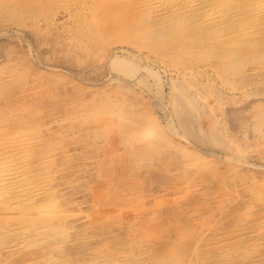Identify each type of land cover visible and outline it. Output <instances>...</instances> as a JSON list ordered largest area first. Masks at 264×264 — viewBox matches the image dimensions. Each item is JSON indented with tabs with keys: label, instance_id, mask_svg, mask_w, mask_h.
<instances>
[{
	"label": "rangeland",
	"instance_id": "374dc122",
	"mask_svg": "<svg viewBox=\"0 0 264 264\" xmlns=\"http://www.w3.org/2000/svg\"><path fill=\"white\" fill-rule=\"evenodd\" d=\"M172 79L204 85L239 135L250 104L264 105V0H0V264H264V152L168 130ZM116 96L163 124L171 158L99 132L87 108Z\"/></svg>",
	"mask_w": 264,
	"mask_h": 264
},
{
	"label": "bare ground",
	"instance_id": "6f19581e",
	"mask_svg": "<svg viewBox=\"0 0 264 264\" xmlns=\"http://www.w3.org/2000/svg\"><path fill=\"white\" fill-rule=\"evenodd\" d=\"M155 1V0H154ZM168 1H170V0H168ZM176 1V0H175ZM163 2H164V0H163ZM5 3V2H4ZM170 3V2H169ZM132 5V4H131ZM144 5V4H143ZM146 5V4H145ZM190 5V4H189ZM127 6H128V4H127ZM126 6V7H127ZM166 7H167V5H166ZM251 7V6H250ZM149 8V7H148ZM253 8V7H252ZM126 9V8H125ZM132 9V8H131ZM248 9V8H247ZM6 10V9H5ZM9 10V9H8ZM155 10V9H154ZM159 10V9H158ZM161 11V10H160ZM168 12H170V11H168ZM168 12H167V14H168ZM214 13V12H213ZM4 14V13H3ZM21 14H22V12H21ZM112 14V13H111ZM122 15H123V11H122V13H121ZM130 14V13H129ZM163 14V13H162ZM166 14V13H165ZM164 14V15H165ZM212 14V13H211ZM125 15V14H124ZM152 15V14H151ZM158 15H160V14H158ZM176 15V14H175ZM117 16V15H116ZM167 16H170V14L169 15H167ZM174 16V15H173ZM124 17V16H123ZM133 17V16H132ZM166 17V16H165ZM177 17V16H176ZM126 18V17H125ZM128 18H130V17H128ZM173 18V17H172ZM8 19H10V18H8ZM84 19V18H83ZM131 19V18H130ZM136 19V18H135ZM160 19H161V17H160ZM176 19V18H175ZM202 19V18H201ZM210 19V18H209ZM209 19H207L208 21H209ZM221 19V18H220ZM77 20V19H76ZM122 20H124L123 18H122ZM212 20V19H211ZM85 21H86V19H85ZM118 21H121V20H118ZM117 21V22H118ZM155 21V20H154ZM158 21V20H157ZM178 21V20H177ZM81 22V21H80ZM82 22H84V21H82ZM87 22H89V21H87ZM85 23V25H84V27L86 26V24H88V23ZM92 22V21H91ZM90 23V22H89ZM95 23V22H94ZM113 23V22H112ZM127 23V22H126ZM134 23H136V22H134ZM211 23V22H210ZM214 23V22H213ZM82 24V23H81ZM81 24H79L80 26H81ZM108 24V23H107ZM124 24H125V22H124ZM170 24H172V23H170ZM89 25V24H88ZM78 26V25H77ZM76 26V27H77ZM89 26H91V25H89ZM105 26H107V25H105ZM119 26V25H118ZM148 26V25H147ZM205 26V25H204ZM210 26V25H209ZM100 27H102V26H100ZM140 27V26H139ZM142 27V26H141ZM140 27V28H141ZM196 27V26H195ZM212 27V26H211ZM74 28H75V26H74ZM89 28V27H88ZM110 28V27H109ZM146 28V27H145ZM148 28V27H147ZM151 28V27H150ZM85 29V28H84ZM83 29V30H84ZM149 29V28H148ZM162 29H164V28H162ZM166 29V28H165ZM164 29V30H165ZM206 29V28H205ZM207 29H209V28H207ZM211 29V31H212V28H210ZM214 29V28H213ZM218 29V28H217ZM74 30H76V28L74 29ZM77 30H78V28H77ZM88 30H90V29H88ZM87 30V31H88ZM117 30V29H116ZM71 31V30H70ZM73 31V30H72ZM85 31V30H84ZM96 31H97V29H96ZM139 31H140V29H139ZM179 31H181V30H179ZM188 31V30H187ZM201 31H202V29H201ZM214 31H215V29H214ZM75 32V31H74ZM77 32V31H76ZM82 32V31H81ZM90 32V31H89ZM143 32V31H142ZM183 32V31H182ZM185 32V31H184ZM184 32H183V34H184ZM192 32V31H191ZM204 32V31H203ZM208 32V31H207ZM216 32H218V31H216ZM98 33V32H97ZM144 33H146V32H144ZM154 33V32H153ZM158 33V31L156 32V34ZM169 33V32H168ZM178 33V32H177ZM194 33V32H193ZM197 33V32H196ZM195 33V34H196ZM199 33V32H198ZM197 33V34H198ZM85 34H87L86 33V31H85ZM91 34H92V32H91ZM95 34V33H94ZM101 34H102V32H101ZM147 34H148V32H147ZM155 34V33H154ZM155 34V35H156ZM161 33H159V35H160ZM162 34H164V33H162ZM167 34V33H166ZM203 34V33H202ZM213 34V33H212ZM72 35V34H71ZM77 35V34H76ZM80 36L82 35L83 36V34L82 33H80L79 34ZM79 35L76 37V38H78L79 37ZM150 35H153V34H150ZM158 34L156 35V36H159ZM185 35H186V33H185ZM191 35H194V34H191ZM201 35V34H200ZM211 35V34H210ZM165 36V35H164ZM166 36H168V35H166ZM205 36V35H204ZM84 37H86V35L84 36ZM92 37H94V36H92ZM91 37V38H92ZM95 37H96V35H95ZM95 37H94V39H95ZM155 37V36H154ZM176 37V36H175ZM174 37V39L175 40H177L176 38ZM202 37H203V35H202ZM212 37V36H211ZM91 38H89V39H91ZM100 38H102V37H100ZM156 38V37H155ZM159 38H161V37H159ZM158 38V39H159ZM199 38V37H198ZM81 39V38H80ZM85 39V38H84ZM84 39L82 40L83 42H84ZM149 39V38H148ZM157 39V40H158ZM162 39V38H161ZM164 39V38H163ZM162 39V40H163ZM167 39V38H166ZM165 39V40H166ZM185 39V38H184ZM197 39V38H196ZM210 39V38H209ZM216 39H217V37H216ZM221 39V38H220ZM79 40V39H78ZM77 40V41H78ZM98 40H101V39H98ZM160 40V39H159ZM170 40V39H169ZM168 40V41H169ZM188 40H189V38H188ZM200 40V39H199ZM203 40V39H202ZM208 40V39H207ZM211 40V39H210ZM213 40V39H212ZM81 40H79V42H80ZM92 41V40H91ZM91 41L89 42L90 44H91V46H92V44L93 43H91ZM102 41V40H101ZM172 41V40H171ZM187 41V40H186ZM262 41V40H261ZM260 41V42H261ZM86 42V41H85ZM84 42V43H85ZM92 42H96V41H92ZM103 42V41H102ZM166 42H167V40H166ZM165 42V43H166ZM170 42V41H169ZM194 42V41H193ZM208 42H209V40H208ZM207 42V43H208ZM211 42H213V41H211ZM240 42V41H239ZM78 43V42H77ZM88 43V44H89ZM168 43V42H167ZM199 43V42H198ZM227 43V42H226ZM231 43V42H230ZM80 44H81V42H80ZM86 44H87V42H86ZM89 44V45H90ZM152 44H153V42H152ZM164 44V43H163ZM190 44V43H189ZM193 44H197L196 42L195 43H193ZM212 44V43H211ZM250 44V43H249ZM253 44V43H252ZM76 45V44H75ZM79 45V44H78ZM82 45V44H81ZM84 45V44H83ZM83 45H82V50L84 49V50H86L85 49V46L83 47ZM94 45H96V43L94 44ZM165 45V44H164ZM170 45V44H169ZM178 45V44H177ZM181 44H179V46H180ZM203 45V44H202ZM230 45V44H229ZM242 45V44H241ZM240 45V46H241ZM88 46V45H87ZM100 46H101V43H100ZM161 46V45H160ZM163 46V45H162ZM175 46H176V44H175ZM189 46V45H188ZM187 46V43H186V47H188ZM204 46V45H203ZM209 46H210V44L207 46L208 48H209ZM217 46V45H216ZM216 46H214V47H216ZM220 46V45H219ZM237 46V45H236ZM243 46H245V45H243ZM246 46H248V45H246ZM245 46V47H246ZM250 46V45H249ZM79 47H81L80 45H79ZM89 47V46H88ZM87 47V48H88ZM166 47V46H165ZM181 47H183V46H181ZM181 47H180V49H181ZM191 47H194V45H191ZM191 47H189V48H191ZM238 47V46H237ZM92 48H94V47H92ZM96 48V47H95ZM99 48V47H98ZM100 48H102V47H100ZM99 48V49H100ZM184 48V47H183ZM205 49H206V47H204ZM204 48H203V50H204ZM250 48V47H249ZM89 49V48H88ZM98 49V50H99ZM200 49H201V47H200ZM199 49V50H200ZM216 49V48H215ZM219 49V48H218ZM239 49V48H238ZM83 50V51H84ZM90 50V49H89ZM93 50V49H92ZM95 50V49H94ZM96 50H97V48H96ZM96 50H95V52H96ZM97 50V51H98ZM183 50V49H182ZM185 50H186V52L189 50V49H187V48H185ZM194 50V49H193ZM193 50L191 49V51L193 52ZM196 50V49H195ZM203 50H201V51H203ZM234 50H235V48H234ZM88 51V50H87ZM87 51L85 52V55L87 54ZM198 51V50H197ZM200 51V52H201ZM208 51V50H207ZM211 51H213V49H211ZM243 51H245L246 52V50L244 49ZM249 51V50H248ZM248 51H247V53H248ZM82 52V51H81ZM95 52H94V54H93V56L95 55ZM99 52V51H98ZM170 52H172V51H170ZM173 52H174V50H173ZM191 52V53H192ZM199 52V53H200ZM214 52V51H213ZM224 53H225V51H223ZM256 52V51H255ZM258 52V51H257ZM103 53V52H102ZM182 53H183V51H182ZM190 53V52H189ZM203 53V52H202ZM206 53V52H205ZM210 53V52H209ZM209 53H207L208 55H209ZM91 54V55H92ZM194 54V53H193ZM217 54V53H216ZM226 54V53H225ZM250 54V53H249ZM256 54V53H255ZM261 54V53H260ZM98 55V54H97ZM111 55V54H110ZM122 55V54H121ZM180 55V54H179ZM178 55V56H179ZM191 55V54H190ZM194 55H196V54H194ZM206 55V54H205ZM240 55H241V53H240ZM244 55H245V53H244ZM257 55V54H256ZM92 56V57H93ZM101 56V55H100ZM181 56V55H180ZM200 56H202V55H200ZM210 56V55H209ZM211 56H213V54L211 55ZM209 57L210 59L212 58V57ZM233 56V55H232ZM231 56V57H232ZM241 56H243V55H241ZM86 57H87V55H86ZM98 57V56H97ZM182 57H183V54H182ZM185 57V56H184ZM183 57V58H184ZM188 57V56H187ZM194 56H192V57H190V59L191 58H193ZM208 57V56H207ZM214 57V56H213ZM216 57V56H215ZM214 57V58H215ZM219 57L220 58H222L223 59V57H226V56H220L219 55ZM228 57V56H227ZM243 57H245V56H243ZM247 57V56H246ZM251 57V56H250ZM257 57V56H256ZM99 58V57H98ZM181 58V57H180ZM182 58V59H183ZM218 58V57H217ZM235 58V57H234ZM186 59V58H185ZM196 59V58H195ZM198 59V58H197ZM205 59V58H204ZM229 59V58H228ZM245 59V58H244ZM243 58H242V61L244 60ZM249 59V58H248ZM259 59V58H258ZM93 60H94V58H93ZM180 60V59H179ZM192 60V59H191ZM226 60V59H225ZM232 60H234V59H232ZM187 61V60H186ZM188 61H190V60H188ZM187 61V62H188ZM193 61V60H192ZM200 61H202V60H200ZM230 61H231V58H230ZM230 61H228V62H230ZM237 61V60H236ZM248 61H251V58L248 60ZM258 61V60H257ZM263 61V60H262ZM108 62V61H107ZM184 62H185V60H184ZM197 62V61H196ZM205 62V61H204ZM220 62V61H219ZM218 62V63H219ZM221 62H224V61H221ZM235 61H233V63H234ZM111 63L120 71V72H122V73H124V74H127L128 76L129 75H132L133 73H135V71H136V69H137V65H136V63L135 62H133L131 59H126V58H124V57H121V56H118V55H114V56H112L111 57ZM198 63V62H197ZM227 63V62H226ZM233 63H231L230 62V64H233ZM239 64V61L238 62H236V64ZM179 64V63H178ZM207 64H209V63H207ZM213 64H217V63H213ZM221 64V63H220ZM228 64V63H227ZM229 64V65H230ZM235 63H234V66L236 65ZM238 64H237V66H238ZM240 64H242V62L240 63ZM239 64V65H240ZM147 65V64H146ZM212 65V64H211ZM210 65V66H211ZM218 65V64H217ZM243 65V64H242ZM214 66V65H213ZM220 66V65H219ZM231 66V65H230ZM229 68V67H228ZM227 68V69H228ZM19 69V68H18ZM178 69V68H177ZM180 69V68H179ZM190 69V68H189ZM222 69V68H221ZM225 69V68H224ZM230 69V68H229ZM228 69V70H229ZM237 69H238V67H237ZM20 70V69H19ZM191 70V69H190ZM195 70H197V69H195ZM232 70V69H231ZM236 70V69H235ZM234 70V71H235ZM16 71H18V70H16ZM115 71V70H114ZM142 71V70H141ZM189 71V70H188ZM225 71V70H224ZM23 72V71H22ZM112 72H113V70H112ZM182 72V71H181ZM191 72V71H190ZM189 72V73H190ZM225 72H227V71H225ZM236 72H238V71H236ZM236 72H235V74H236ZM18 73V72H17ZM115 73V72H114ZM177 73V72H176ZM183 73V72H182ZM181 73V74H182ZM185 73V72H184ZM194 73V72H193ZM202 73V72H201ZM223 73V72H222ZM230 73V72H229ZM117 74V73H116ZM196 74V73H195ZM230 74H232V72L230 73ZM157 75V74H156ZM183 75V74H182ZM185 75V74H184ZM183 75V76H184ZM198 75H199V73H198ZM118 76V75H117ZM117 76H115V77H117ZM136 76V75H135ZM159 76V75H158ZM161 76V75H160ZM187 76H189V75H187ZM191 76V75H190ZM193 76V75H192ZM199 76H201V75H199ZM205 76V75H204ZM206 76H208V75H206ZM210 76V75H209ZM113 77V76H112ZM122 77V76H121ZM118 79H119V77H117ZM116 78V79H117ZM206 78V77H205ZM211 78H213V77H211ZM227 78V77H226ZM121 79V78H120ZM132 80V79H131ZM208 80V79H207ZM216 80H217V78H216ZM220 80V79H219ZM122 81H124L123 79H122ZM122 81H120V83L122 82ZM166 81V80H165ZM164 81V82H165ZM204 81V80H203ZM210 81V80H209ZM208 81V82H209ZM137 82V81H136ZM172 85H171V89H170V98H169V100H170V104H171V106H172V112H173V114H174V116H175V122L173 123V122H170L169 121V124L168 125H166V127H167V129L168 130H171L174 134H179V133H181V134H184V135H187V136H189V137H191L192 139H193V141L194 142H196V143H201V144H204V145H209V146H216V147H219L220 149H223V150H227V151H238V152H243V151H245L246 149L245 148H247V147H251V146H253V148L255 149V150H258V151H261L262 150V152H264L263 150H264V105H263V103L261 102V103H258V102H255V103H251L250 104V107L248 108V110H247V112L245 113V115H244V117H240L239 119H238V121L236 122V125L234 124V126H237L238 127V129H239V131H238V133H239V135H237V136H234L233 135V133H231L229 130H228V128H227V125H225V122L222 120V117L224 116L223 115V112H222V114L216 109V107H215V104H213V101H212V99H210L209 98V96H207L206 95V93H204V92H202V90L205 88L204 87V85H202V84H199V83H194V82H184V83H181L180 81H176V80H173L172 79ZM123 83V82H122ZM126 83H127V80H126ZM129 83V82H128ZM169 83V82H168ZM168 83H166L167 85H168ZM124 84H125V81H124ZM162 84V83H161ZM224 85V84H223ZM169 86V85H168ZM39 87V86H38ZM223 88V87H222ZM168 90V89H167ZM223 90V89H222ZM28 91V90H27ZM39 91V90H38ZM37 91V92H38ZM40 92V91H39ZM38 92V93H39ZM169 93V92H168ZM37 95V94H36ZM162 95V94H161ZM43 96V95H42ZM230 96V95H229ZM14 97V96H13ZM37 97H39V96H37ZM214 97V96H213ZM9 98V97H8ZM15 98V97H14ZM35 98V97H34ZM33 98V99H34ZM64 98V97H63ZM86 98V97H85ZM168 98V97H167ZM216 100H218V97H216L215 98ZM16 100V99H15ZM228 100V99H227ZM14 101V100H13ZM75 101V100H74ZM78 101V100H77ZM3 102V101H2ZM76 102V101H75ZM82 102V101H81ZM167 102H169V101H167ZM217 102H219V101H217ZM79 103V102H78ZM166 103V102H165ZM10 104V103H9ZM66 104H68V103H66ZM71 104V103H70ZM64 105V104H63ZM76 105V104H75ZM167 106H169V105H167ZM219 106V105H218ZM221 106V105H220ZM218 108V107H217ZM86 109V108H85ZM90 109V110H89ZM87 110H89V112H92V113H98V114H100L101 116L99 117V120H98V118H97V116H95V117H93V118H97V123L96 124H94L95 126H97L98 125V130H99V132L100 133H102V134H107V135H114V136H116V137H122V138H127V139H129L130 141H132V142H134V143H138V144H141V146H140V149L137 151V153H136V155L138 156V157H141L142 159H146V158H153V157H155L156 155H159L160 153H165V155L167 156V157H172V155L174 154V150H175V145H174V143H173V141H172V138H171V136H170V134H168L166 131H165V129H164V127L159 123V121L154 117V116H151V114H148V113H146V112H140V111H137V110H135L134 109V107H133V105L131 104V103H129L128 101H126V99H123V98H120V97H108V98H106V99H98V100H96L95 102H94V105L91 103V105L90 106H88V108H87ZM88 112V113H89ZM165 112V111H164ZM164 112H162V113H164ZM85 113V112H84ZM218 113H220V114H218ZM21 114V113H20ZM79 114V113H78ZM89 115H90V113H89ZM95 115V114H94ZM97 115V114H96ZM163 115V114H162ZM165 115V114H164ZM16 116V115H15ZM64 116V115H63ZM80 116V115H79ZM85 116H87L86 114H85ZM99 116V115H98ZM171 116V115H170ZM62 117V116H61ZM83 117V116H82ZM158 117V116H157ZM166 117H167V115H166ZM165 117V118H166ZM18 118H20V117H18ZM53 118H57V117H53ZM53 118H52V120H53ZM163 118V117H162ZM165 118H163V119H165ZM59 119V118H58ZM84 119H87V118H84ZM88 119H90V118H88ZM169 119H170V117H169ZM12 120V119H11ZM19 120V119H18ZM18 120H17V122H18ZM66 120V119H65ZM69 120V119H68ZM162 120V119H161ZM166 120V119H165ZM171 120V119H170ZM49 121H50V119H49ZM83 121V120H82ZM36 122V121H35ZM74 122V121H73ZM165 122H167V121H165ZM62 123V122H61ZM66 123H68V122H66ZM70 123H71V121H70ZM78 123V122H77ZM83 123V122H82ZM81 123V124H82ZM85 123V122H84ZM83 123V124H84ZM87 124H89L88 123V120H87V122H86ZM161 123H163V122H161ZM176 123V124H175ZM35 124V123H34ZM69 124V123H68ZM82 124V125H83ZM92 124V123H91ZM43 125V124H42ZM46 125V124H45ZM49 125V124H48ZM81 125V126H82ZM90 125V124H89ZM5 126V125H4ZM63 126V125H62ZM67 126V125H66ZM70 126V125H69ZM93 126V125H92ZM8 127V126H7ZM43 127V126H42ZM61 127V126H60ZM65 126H63V128H64ZM79 127V126H78ZM83 127V126H82ZM87 127V126H86ZM165 127V128H166ZM40 128V127H39ZM8 129V128H7ZM180 129V130H179ZM176 130H179L180 132H178V131H176ZM67 131V130H66ZM62 132V131H61ZM60 132V133H61ZM95 132V131H94ZM94 132L92 133L93 135H94ZM171 132V133H172ZM57 133V132H56ZM58 133H59V131H58ZM249 134H251L252 135V137L251 138H248L249 140H247V139H240L242 136H245V137H248L249 136ZM45 135H47V134H45ZM51 135V134H50ZM60 135V134H59ZM96 135V134H95ZM238 136H240V137H238ZM94 137V136H93ZM115 137V138H116ZM49 138V137H48ZM60 138V137H59ZM119 138V139H120ZM15 140V139H14ZM13 140V141H14ZM125 140V139H124ZM191 140V139H190ZM16 141V140H15ZM48 141H49V139H48ZM51 142V141H50ZM49 142V143H50ZM16 143V142H15ZM58 143V142H57ZM111 143V142H110ZM109 143V144H110ZM114 143V142H113ZM19 144V143H18ZM124 144H126V141H125V143ZM46 145H48L47 143H46ZM51 145V144H50ZM20 146V145H19ZM109 146V145H108ZM16 147V146H15ZM24 147V146H23ZM21 148V147H20ZM19 148V149H20ZM100 148V147H99ZM98 148V149H99ZM197 148H198V146H197ZM200 148H201V146H200ZM212 148V147H211ZM16 149V148H15ZM22 149H24V148H22ZM137 149V148H136ZM199 149V148H198ZM202 149V148H201ZM209 149V148H208ZM207 149V150H208ZM243 149H245V150H243ZM10 150H13L14 151V149H10ZM200 150V149H199ZM214 150L215 149H212L211 151H208V152H206V153H208V155H211V156H213L214 158H220L221 156H220V154H218V153H216L217 151H215L214 152ZM25 151V150H24ZM26 151H27V149H26ZM205 151H206V149H205ZM15 152H17V150L15 151ZM222 152V151H221ZM119 153V152H118ZM133 153V152H132ZM13 154V153H12ZM25 154H26V152H25ZM27 154H29V153H27ZM26 154V155H27ZM111 154V153H110ZM222 154V153H221ZM229 154V153H228ZM24 155V154H23ZM25 155V156H26ZM114 155V154H113ZM223 155V154H222ZM231 155V154H230ZM109 156V155H108ZM226 156H227V153H226ZM225 157V156H224ZM26 158V157H25ZM89 159V158H88ZM221 159V158H220ZM228 159V158H227ZM99 160V159H98ZM229 160V159H228ZM231 160V159H230ZM238 160V159H237ZM22 162V161H21ZM25 162V161H24ZM28 164V163H27ZM83 165V164H82ZM17 166V165H16ZM21 166V165H20ZM151 166V165H150ZM15 167V166H14ZM233 168H234V166H232ZM237 167H238V165H237ZM237 167H235V168H237ZM17 168V167H16ZM157 168V167H156ZM15 169V168H14ZM29 169V168H28ZM5 170V169H4ZM82 170V169H81ZM230 170V169H229ZM7 171H8V169H7ZM16 172V171H15ZM13 173H14V171H13ZM50 173V172H49ZM9 174V173H8ZM12 174V173H11ZM25 174H27V173H25ZM3 175H4V173H3ZM2 175V176H3ZM107 175V174H106ZM102 177V176H101ZM1 178H3V177H1ZM7 178V177H6ZM9 178V177H8ZM24 178V177H23ZM49 179V178H48ZM19 181H22V180H19ZM18 181V182H19ZM106 181V180H105ZM2 183V182H1ZM8 183V181L6 182V184ZM82 183V182H81ZM6 184H4V185H6ZM9 184V183H8ZM97 184V183H96ZM3 185V184H2ZM59 185V184H58ZM127 185V184H126ZM16 186H18L17 184H16ZM56 186H57V184H56ZM55 186V187H56ZM101 186V185H100ZM3 187V186H2ZM11 187V186H10ZM54 187V188H55ZM11 188H13V187H11ZM1 189V188H0ZM4 189V191H2V192H5V188H3ZM14 189V188H13ZM29 189V188H28ZM97 190V189H96ZM98 190H100L99 188H98ZM35 191V190H34ZM264 191V190H263ZM19 192V191H18ZM103 192V191H102ZM6 193V192H5ZM4 194V193H3ZM30 194H31V192H30ZM29 194V195H30ZM26 195V194H25ZM36 195V194H35ZM33 196V195H32ZM31 196V197H32ZM20 197V196H19ZM29 197V196H28ZM21 198V197H20ZM23 198V197H22ZM25 198V197H24ZM24 198H23V200H24ZM27 198V197H26ZM91 198V197H90ZM15 199V198H14ZM29 199V198H28ZM31 199V198H30ZM29 199V200H30ZM33 199V198H32ZM22 200V199H21ZM20 199L18 200V201H21ZM27 200V199H26ZM29 200H27V202L29 201ZM16 201V200H15ZM76 201V200H75ZM93 201H94V199H93ZM104 202V201H103ZM16 203V202H15ZM109 203V202H108ZM10 205H9V207L8 206H6L7 208H9V210H10V207L12 208V205H13V203H9ZM12 204V205H11ZM16 204H18V203H16ZM71 204V203H70ZM94 204V203H93ZM94 205H96V203L94 204ZM2 206V205H1ZM15 206V205H14ZM18 206V205H17ZM93 206V205H92ZM56 207V206H55ZM6 208V209H7ZM54 208V207H53ZM63 208V207H62ZM59 209V208H58ZM2 210V209H1ZM5 210V209H4ZM8 211V210H7ZM11 211V210H10ZM13 211H15L14 209H13ZM57 214V213H56ZM43 215V214H42ZM55 215V214H54ZM73 215V214H72ZM107 215V214H106ZM18 216V215H17ZM20 216V215H19ZM41 216V215H40ZM39 215H38V217H40ZM50 216V215H49ZM14 217H16V216H14ZM51 217V216H50ZM25 219H22V220H26V217H24ZM54 218V217H53ZM67 218V217H66ZM52 219V218H51ZM83 219V218H82ZM105 219H107V218H105ZM57 220H59V219H57ZM50 221V220H49ZM48 221V222H49ZM60 221V220H59ZM44 222H45V220H44ZM50 223V222H49ZM47 224V223H46ZM54 225V224H53ZM56 225V224H55ZM59 226V225H58ZM44 227V226H43ZM62 227V226H61ZM61 230H62V228H60ZM59 229V230H60ZM66 232V231H65ZM56 234H57V232H56ZM68 235V234H67ZM64 236H66V235H64ZM66 238V237H65ZM23 242V241H22ZM59 248V247H58ZM59 251V250H58ZM61 251V250H60Z\"/></svg>",
	"mask_w": 264,
	"mask_h": 264
}]
</instances>
